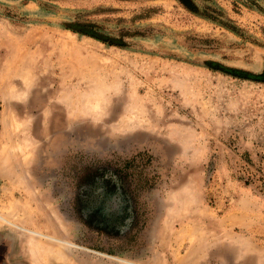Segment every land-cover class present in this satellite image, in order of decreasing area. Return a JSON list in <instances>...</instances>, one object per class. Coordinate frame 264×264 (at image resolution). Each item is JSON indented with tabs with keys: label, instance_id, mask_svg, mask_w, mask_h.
Here are the masks:
<instances>
[{
	"label": "rangeland",
	"instance_id": "rangeland-1",
	"mask_svg": "<svg viewBox=\"0 0 264 264\" xmlns=\"http://www.w3.org/2000/svg\"><path fill=\"white\" fill-rule=\"evenodd\" d=\"M230 69L264 72V0H0V264H264V82Z\"/></svg>",
	"mask_w": 264,
	"mask_h": 264
},
{
	"label": "trees",
	"instance_id": "trees-1",
	"mask_svg": "<svg viewBox=\"0 0 264 264\" xmlns=\"http://www.w3.org/2000/svg\"><path fill=\"white\" fill-rule=\"evenodd\" d=\"M183 1V0H181ZM201 15L205 18H208V19H211V20H214L215 17H213L211 14H209L208 12H202ZM77 27H80L76 30V32L78 33H81V34H85V35H88V36H91L95 39H98V40H101V41H109L110 38L99 32H96L91 26L89 25H79V24H76ZM82 28L88 30V31H84L82 30ZM98 35H101L102 38H99ZM227 72H229L230 74H233V75H236L237 77H241V78H247V79H252V80H255V81H261V82H264V72H261L259 74H251V73H248V72H243V71H240V70H233V69H230V70H227Z\"/></svg>",
	"mask_w": 264,
	"mask_h": 264
},
{
	"label": "crops",
	"instance_id": "crops-1",
	"mask_svg": "<svg viewBox=\"0 0 264 264\" xmlns=\"http://www.w3.org/2000/svg\"><path fill=\"white\" fill-rule=\"evenodd\" d=\"M53 213H54V211H52ZM55 214V213H54ZM0 215L3 217L2 219L3 220H5L6 222H8V223H11L9 220H7L1 213H0ZM50 218V221H51V223L49 222V224H47V226H48V228H50V231L52 232V233H55V230H57L58 229V225H57V223L54 221V219L51 217V216H49ZM12 224V223H11ZM42 224V223H41ZM13 225H15V224H13ZM18 228H21V229H23V230H26L24 227H22V226H18V225H16ZM41 226H45L44 224L43 225H41ZM29 232H31V233H33L34 235H37V236H41V237H47L49 240H52V241H57L58 239H57V237H55V236H53V235H44V234H42L41 232H37V231H33V230H29ZM35 232H37V233H35ZM29 237V236H28ZM45 249V248H44ZM44 249L42 248V250L44 251ZM42 254H44V253H42ZM51 255H52V257H54V258H60V256H58L56 253H51ZM45 257V255L43 256V258ZM133 264H136V263H133Z\"/></svg>",
	"mask_w": 264,
	"mask_h": 264
},
{
	"label": "water",
	"instance_id": "water-1",
	"mask_svg": "<svg viewBox=\"0 0 264 264\" xmlns=\"http://www.w3.org/2000/svg\"><path fill=\"white\" fill-rule=\"evenodd\" d=\"M68 26H69L71 29H78V28H80V27H77V25L74 24V23H70V24H68ZM82 30H84V31H88V30H86V29H84V28H82ZM88 32H89V31H88ZM98 37H99V38H102L101 35H98Z\"/></svg>",
	"mask_w": 264,
	"mask_h": 264
},
{
	"label": "flooded vegetation",
	"instance_id": "flooded-vegetation-1",
	"mask_svg": "<svg viewBox=\"0 0 264 264\" xmlns=\"http://www.w3.org/2000/svg\"><path fill=\"white\" fill-rule=\"evenodd\" d=\"M100 190H102V189H100ZM104 191H108V190H105V189H104ZM110 198H111V199H112V198H113V199H116V198L113 197V195H110ZM110 198H109V199H110ZM110 201H111V200H110ZM112 201H113V200H112ZM105 202H109V201H105ZM100 207H101V206H100ZM101 208H104V207L102 206Z\"/></svg>",
	"mask_w": 264,
	"mask_h": 264
}]
</instances>
